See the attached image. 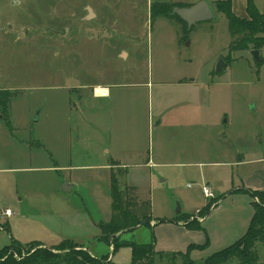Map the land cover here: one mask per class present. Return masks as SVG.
Segmentation results:
<instances>
[{
  "label": "rangeland",
  "instance_id": "374dc122",
  "mask_svg": "<svg viewBox=\"0 0 264 264\" xmlns=\"http://www.w3.org/2000/svg\"><path fill=\"white\" fill-rule=\"evenodd\" d=\"M175 1L0 0V215L6 209L16 214L0 219V249L11 238L39 240L49 249L72 240L113 264H132L130 247L113 253L109 245L120 234L101 237L112 218L113 184L123 201L132 185L151 201L157 225L137 226L121 239L154 243L153 264H183L179 253L187 251L201 264L247 232L255 201L238 188H264V47L259 62L253 49L230 54L228 19L215 1L213 18L192 25L174 11L155 14L154 5ZM254 1L264 13V0ZM236 11L246 15L238 2ZM220 60L226 65L217 71ZM181 77L206 83L209 109L228 120L231 149L238 146L245 158L232 175L231 166L177 163L191 162L176 160L178 151L192 148L196 160L204 148L165 139L181 119L176 103L183 88L174 83ZM116 83L124 87L114 89ZM96 84L110 86L113 95L126 91L116 97L115 113L109 101L92 96ZM128 104L129 115L120 117ZM124 145L139 147L143 156L122 155ZM153 148L170 164L145 167ZM116 153L124 168L112 166ZM207 174L209 187L223 196L203 195ZM67 183L74 188L63 189ZM255 200L264 203V194ZM210 202L214 206L202 213ZM145 210L142 205L135 213L141 218ZM166 219L178 223L161 222ZM188 222L202 227L187 228ZM257 250L256 264H264V244Z\"/></svg>",
  "mask_w": 264,
  "mask_h": 264
},
{
  "label": "trees",
  "instance_id": "16d2710c",
  "mask_svg": "<svg viewBox=\"0 0 264 264\" xmlns=\"http://www.w3.org/2000/svg\"><path fill=\"white\" fill-rule=\"evenodd\" d=\"M157 16H167L173 14L177 7H186L182 3H159L153 6ZM219 12H222L228 19V28L231 35L229 45L230 54L237 51L250 49L261 50L264 47V13L260 12L254 0H247L246 16L237 15L232 8V0H220L216 2ZM9 98V97H8ZM6 106V102L4 104ZM7 108V107H6ZM128 196L123 201L122 194L115 184L112 187V218L102 225V239L108 235L115 236L109 240V245L116 253L122 247H130L132 251V264H153V258L158 254L154 243L139 244L135 241L121 239V236L140 224L150 225L152 221L151 201L143 200L137 195L136 187H129ZM253 197L264 194V191H252ZM125 202V204H124ZM213 202L208 203L201 210L202 213L209 212ZM125 205V206H124ZM144 205L146 210L140 218L135 210ZM183 220L185 216L181 217ZM187 227L201 228V224L185 223ZM38 243L37 247L33 244ZM264 244V203L254 202V215L250 221L247 232L234 244L214 253L206 258L201 264H227L233 259H237L239 264H256L259 259L257 245ZM43 246L38 241H31L22 244L18 240L11 238L9 245L0 249V264H113L108 258L98 257L83 246L72 240H65L58 247L40 248ZM192 246V245H191ZM39 247V248H38ZM198 247V246H197ZM34 248H37L33 251ZM27 251L26 256L21 253ZM57 250L59 252H54ZM176 255V253H175ZM183 258V264H196L191 259L189 251L179 253Z\"/></svg>",
  "mask_w": 264,
  "mask_h": 264
},
{
  "label": "crops",
  "instance_id": "0c3cea01",
  "mask_svg": "<svg viewBox=\"0 0 264 264\" xmlns=\"http://www.w3.org/2000/svg\"><path fill=\"white\" fill-rule=\"evenodd\" d=\"M212 1H215V3H216L217 1H220V0H209L208 3L210 4V2L212 3ZM237 2H238V5L243 4V7L245 9V14H246L247 0H232V8L236 14H237V11H236ZM174 3H185L187 6H191V5L195 4V3L192 4V3H188L186 1H179V0H176ZM243 16H246V15H243ZM243 16H241V17H243ZM174 83H176L178 86L183 88L181 91L182 94L179 95L181 100L176 103V104H180L177 108L179 110L181 109L180 110L181 119H180V122L177 124V127H176V130L174 132L173 137L171 136V134H167V135H165V139H170V141L171 140L177 141L179 144H182L185 140L187 142L194 143L195 146H197L196 144L199 142L204 145V148L201 149V151H200L201 156L198 157L196 160H192V159H194L192 157V155L194 153L192 148L190 150L187 149V150H183V151H178V154L176 155V158H175L176 160H183V159L186 160L187 159L191 162H177V163H190L193 165H198L200 167L205 166V165H210L213 167L217 166V165H219V166H221V165L231 166L230 171L229 170L228 171L232 175L234 173L233 169L235 166L244 165V163H245L244 159L245 158L243 156V153L241 152V149L238 146L233 147L232 148L233 150L231 149V141H232L231 140V134L228 131V129L226 128L228 120H225L224 113L217 114L215 111H212L209 109L210 108L209 100H210V95H211L210 87H208L206 83L200 82L198 79H196L194 77H181L178 80H176ZM168 84H169V82L159 83V85H161V86H166V85L168 86ZM204 84H206L207 87H204ZM97 85L108 87L110 94L108 97H95L94 95H92V96L94 98H97V99H105V100L109 101V106H111L112 109L115 108L114 111L112 110L115 113V110L119 109V107H118L119 101L116 99V97L122 96L126 91L124 89L118 90L116 92V95H113V91L111 90L110 86L103 85V84H96V86ZM121 85H122V83L113 84V86H115L114 89L124 87ZM204 90H205L206 96L203 95ZM91 91L93 94V89ZM128 108H129V104L127 105V109H126L127 111H125V113L123 112L122 113L123 115H121L120 117H122V116L125 117V116L129 115ZM168 108L169 107H167V109ZM161 113H163V111H160L159 116H162ZM203 115L208 117V119H204ZM181 127H182V129L179 130ZM133 135H134V133H133ZM197 135L202 136V138L200 140H198L196 138L193 139V137L197 136ZM187 142H185V143H187ZM122 147L125 148V150H126V151H122L123 152L122 155H124V156H126V155L129 156V155H133V154L135 156H139V157L143 156V153L141 152V149L139 147H129L130 149L128 148L127 145L126 146L124 145ZM107 151L109 152V150H107ZM224 151L227 152V154H228V159L225 161L222 158ZM113 159H114L113 161H115V163L112 162V163H114V164H112L113 167L115 165H119L123 168L125 167V164H123V166L121 164L120 153H116V156ZM260 160H261V158L258 159L259 162H260ZM162 164H170V163H166V162H163L162 160H159V157L155 156V149L154 148L152 149V151H149V157L147 158V162L144 164V166L148 167L149 169H152V168H155V167L160 166ZM108 167H110V165H108ZM203 180L205 181L207 186H211L212 182L210 181V176L208 174L203 176ZM68 184L71 185V189L74 188L73 184H71V183H68ZM132 186L136 187V189L138 188V186H136V185H132ZM215 186L217 187V185H215ZM240 189L244 190L245 192H247L249 194L252 191H264V188H262V186L251 185V184H249L247 186L239 187L238 190H240ZM138 192H139V189H138ZM215 192H218V194H220V196H223V193H221L219 190H216ZM215 192H214V194L217 195V193H215ZM253 198H254V201H256L255 197H253ZM143 200H145V199H143ZM15 215L16 214L14 212V214L11 217H14ZM187 215H193V214L188 213V214H185L184 216H187ZM11 217H9V218H11ZM0 219H2V218H0ZM157 220H159V218ZM176 220L175 219L174 220L166 219V221H161V222L178 223ZM154 221H156V218H154L152 215V221H151L150 225H147V226H150L153 229V227H155L157 225V223H156L157 221L156 222H154ZM152 222H154V224H152ZM183 222H184V220H183ZM249 224H248V226H249ZM183 225L187 227V225H185V223H183ZM35 241H39V240H35ZM41 243H43V242H41ZM44 244H46V243H44ZM87 250L90 251L89 248H87Z\"/></svg>",
  "mask_w": 264,
  "mask_h": 264
},
{
  "label": "water",
  "instance_id": "95a60500",
  "mask_svg": "<svg viewBox=\"0 0 264 264\" xmlns=\"http://www.w3.org/2000/svg\"><path fill=\"white\" fill-rule=\"evenodd\" d=\"M174 13L178 14L182 20H184L189 25H192L194 23L200 22V21H207L213 18V10L211 9L210 4L207 1H200L194 5L186 6V7H177L174 9ZM93 11L90 7H88V15L87 19H90L93 17ZM252 55L254 59L259 62L261 61L260 56V50L259 49H253ZM225 62L223 60H220L217 71L222 70V68L225 66ZM68 187L71 188L70 184H64L63 189H67ZM178 213H180V208H178ZM166 221V220H163ZM143 224H140L141 226Z\"/></svg>",
  "mask_w": 264,
  "mask_h": 264
},
{
  "label": "built area",
  "instance_id": "2783aa9c",
  "mask_svg": "<svg viewBox=\"0 0 264 264\" xmlns=\"http://www.w3.org/2000/svg\"><path fill=\"white\" fill-rule=\"evenodd\" d=\"M110 94L109 88L106 86H101V85H97L93 87V95L95 97H108ZM203 194L205 195L206 198L208 199H213L215 198V194L213 192V190L209 187V186H204L202 188ZM214 206V204H212L211 208ZM14 214V212L11 209H6L5 211H3L0 215V218L4 217V216H8L11 217ZM198 219L202 220L204 219V217L198 216ZM0 227H3V225L0 224Z\"/></svg>",
  "mask_w": 264,
  "mask_h": 264
}]
</instances>
